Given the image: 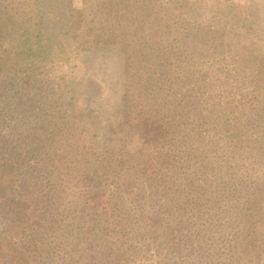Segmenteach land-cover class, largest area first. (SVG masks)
<instances>
[{
    "label": "trees",
    "instance_id": "16d2710c",
    "mask_svg": "<svg viewBox=\"0 0 264 264\" xmlns=\"http://www.w3.org/2000/svg\"><path fill=\"white\" fill-rule=\"evenodd\" d=\"M16 1L26 6V0H0V20L2 16L5 17L4 14L7 16V20L0 22V79L6 59L3 56L6 48H3L5 31L2 26L5 25L8 29L15 27L12 15L13 8H17L13 4ZM64 1L66 10H69L67 21L71 25L75 24L71 34L79 27V32L74 34L73 38L86 41L91 27L82 23L85 21L86 10L82 8L75 10L70 4L71 0ZM41 3L42 0H36L38 7ZM113 5L119 4L113 3ZM113 5L103 7V4L97 7L98 4H95L93 10L100 15L106 14L107 17L101 16L102 20H105L108 16L120 15L122 7ZM143 7L142 3L137 9L141 10ZM193 9V6H187L186 15L190 16L189 11ZM37 11L40 12L37 15L40 19L44 12L39 9ZM143 15L144 13L139 12L136 16H131L134 26L137 25L136 18ZM183 23L187 28L186 33L181 32L175 20L166 18L164 24L154 28L146 40H142L144 34L134 38L136 32L126 31L120 34L117 44L121 50V70L126 82L123 84L119 105L110 113L107 128L101 135L95 132L101 130L103 124L99 121L100 115L92 113L95 109H91L86 114L83 111L75 113L76 105L73 104L55 103L50 110L45 109L40 120L33 125L14 120V105L12 102L9 104L4 102L3 98L7 97L8 90L13 85L28 88L32 77L27 70L36 63L39 51L34 52L29 39L24 38L17 43L21 47L17 53L21 56L20 59L18 58L14 63L8 61L6 70L10 76L0 85V118L4 119L3 123H7L6 129H16L17 132L5 133L4 128L2 129L4 134L0 132V150L4 149L3 152L0 151V212L7 215L12 225L26 223L30 219L31 204L23 193L36 184L31 181L32 177H36V174L43 175L48 181L45 184L37 183V190L48 188L51 196L53 194L58 200L60 209L75 213L79 219L78 245L76 242L73 256L68 264H159L151 260V255L148 258L143 256L136 244L147 241L146 245H149L148 243L154 244L158 239L166 238L171 251L177 255L179 261H171L169 258L165 264H192V260L185 255L189 257L196 255L200 264H205L204 255L208 259V256L219 253V250L216 251L212 247L207 248V241L201 246L200 242L194 244L193 240L188 238L184 241L185 237L181 236V232L179 236L173 231L166 232L172 220L180 218L173 224L177 230L181 229L180 223L185 221L182 206L165 203L169 197H172L173 192L175 194L181 189L182 186L179 185L183 183L178 174L179 158L182 156L180 150L176 151L172 143L173 134L189 122V125L191 124L197 131L195 132L197 137L201 139L218 140L224 137L226 140L224 155L227 151L233 154L242 147L253 149L252 141L256 147H260L262 144L260 132L250 135L249 131L241 133V130L247 131V127L243 124L247 118L243 119V115L239 112V105L243 103L241 99L243 91L236 93L235 90L240 85L233 86L232 82L241 78L246 92L249 87L252 88L253 93L249 96L257 103L253 104L255 108L250 110L249 119L264 120V115L259 112L258 101L264 98V75L253 76L251 84L246 86L245 76L242 73L235 75L231 83H227L230 73H227L223 80L214 81L195 72H186L187 70L183 69L177 71L179 64L189 65L197 59L195 58L197 52L183 53L182 39L190 35L193 40L198 35V31L203 30L200 26L196 28L194 22ZM194 27L196 29H193ZM108 29L111 32L117 30L111 25ZM116 38L117 35H109L105 40L99 38L95 43L97 45L108 41L116 43ZM168 39L174 41L176 46L172 47ZM178 40L181 43H177ZM10 41L12 44H8V47H15V40ZM87 45L84 49L91 50L93 46ZM21 72H23L22 76ZM261 72V70L256 71V75ZM163 83L165 85H161ZM164 88L168 91L173 90L171 94H165ZM174 94H177L176 102L172 107H168L167 104L172 100H168L167 97ZM141 96L150 100L152 104L146 107L139 101ZM245 108L249 109L250 106ZM258 114L261 118H258ZM77 115L82 118L83 128L75 126ZM89 121L90 125L87 126ZM78 128L80 135L77 134ZM83 129L92 132L88 135ZM13 133L16 138H13ZM136 135L139 142L133 144ZM8 139L10 144L7 142ZM106 140H115L116 145L119 143L117 153H114V147L112 149L110 146L106 147ZM100 143L105 149L99 148ZM23 146L26 149H23ZM186 148L187 158H190V155L193 157L194 152L199 151L192 145H187ZM25 162L31 165L22 172L21 164L25 167ZM32 164H35L33 169H31ZM124 164H130L131 171L128 174H126L127 169L120 174V166ZM163 166L165 170L169 168L168 171H172L167 178L161 175L160 170ZM236 170H238L236 165L231 166L230 161L227 160L226 173H233ZM55 183L62 186L58 190L61 195L54 194ZM187 183L196 188L193 179ZM212 184H215L214 180ZM146 188L160 190L161 203L146 215L131 214L130 219L120 207L124 204L125 196L131 195V200L138 199V202H141L143 198L140 194ZM262 191L264 192V189ZM138 202L134 200L135 205ZM262 203L264 204L263 194L262 197L249 200L243 212V215L249 218L244 231L237 233L235 230L230 240L224 239L225 259H228L229 263L264 264V234H261L263 231L261 225H264L261 216L264 211ZM203 235L196 234L193 238L202 239L200 237ZM45 244L48 248L54 247L51 241ZM7 262L33 264L25 252L18 250L8 251Z\"/></svg>",
    "mask_w": 264,
    "mask_h": 264
},
{
    "label": "rangeland",
    "instance_id": "374dc122",
    "mask_svg": "<svg viewBox=\"0 0 264 264\" xmlns=\"http://www.w3.org/2000/svg\"><path fill=\"white\" fill-rule=\"evenodd\" d=\"M19 2L13 3L18 8H13L12 18H14L15 27L8 29L7 26H2L5 31L3 48H6L3 56L6 59H4L5 63L1 70L0 85L4 84L6 77L10 76L6 70L8 61L14 63L21 57L17 55L21 48L17 43L21 39L28 38L34 52L39 51L36 63L27 70L32 77V82L26 89L13 85L8 90L7 97L3 98L4 102L13 103L14 120L23 121L25 124H36L41 115L45 113V109L50 110L55 103L58 105L73 104L76 105L75 113L83 111L86 114L91 109H95L92 113L99 114V121L103 123L101 130H95V132L101 135L107 128L110 113L119 105L123 84L126 82L121 70V50L117 44L120 34L126 31L136 32L134 38L144 34L145 37L142 40H146L154 28L164 24L166 18L175 20L181 32L186 33L187 31L183 23L185 21L194 22L196 28L200 26L203 29L202 32L198 31V35L193 40L190 35L182 39L183 53L197 52L195 55L197 59L189 65L179 64L177 71L183 69L187 70L186 72H195L214 81L223 80L226 74L230 73L227 83H231L235 75L242 73L245 76L246 86L251 84L253 76L264 75V0H71L70 4L75 10L82 8L87 12L85 21L82 22L88 27L91 26L86 41L73 38L74 34L79 32V27L75 33L71 34L75 24L71 25L67 21L69 10L65 8L64 0H42L39 7L36 5V0H26L25 7L24 3ZM113 3L119 5H113ZM142 3L144 7L138 10L137 6ZM95 4H98L97 7L103 4V7H107L112 4L122 7V10L120 15L108 16L107 19L102 20L101 16L107 17V15L96 13L93 10ZM187 6L194 7L189 11L190 16L186 15ZM38 9L44 12L40 19L37 16L40 14ZM139 12L144 15L136 18L137 25L134 26L131 16L134 17ZM4 15L5 17L2 16L0 22L7 20L6 14ZM110 25L117 30L111 32L108 29ZM100 30L102 32H99ZM109 35H117L116 43L110 41L99 45L95 43L99 38L105 40ZM12 39L15 40V47L10 48L8 44H12L10 43ZM168 40L172 47L176 46L174 41ZM177 43L181 41L178 40ZM87 44L93 46L91 50L84 49V46H88ZM258 70L262 72L256 75ZM20 75L22 76L23 72ZM232 85H240L235 90L236 93L243 91L241 98L243 103L239 105V112L243 115V119L247 118L243 121L247 131L241 130V133L249 131L250 135L260 132L262 139L260 147H256L252 141L253 149L242 147L235 150L233 154L227 151L224 155L226 151L224 137L218 140L216 138L201 139L197 137L195 133L197 131L191 124L189 125V122L184 124L180 130H176L172 139L176 151L180 150V156H182L179 158L178 174L183 183L179 185V187L182 186L181 189L175 194L173 192L172 197H169L165 203L182 206L185 221L180 223L181 229L177 230L173 224L180 218L172 220L166 232L173 231L178 236L181 232V236L185 237L184 241L188 238L193 240L194 244L197 241L200 242L201 246L207 241V248L212 247L216 251L219 250V253L208 256V259L204 255L205 264H231L228 259H225L224 239L230 240L235 230L237 233L244 231L249 222V218L243 215L245 206L249 200L264 195L262 191L264 189V120L249 119V112L255 108L253 104L257 103L253 102L252 97L249 96L253 93L252 88L249 87L246 92L241 78L238 81L234 80ZM172 90L163 89L165 94H171ZM176 96L177 94L167 97L168 100H172L167 104L168 107L174 105ZM139 101L143 102L146 107L152 104L144 96H141ZM258 101L260 103L259 112L264 115V98ZM245 106H250V108L246 109ZM258 115V118H261V115ZM75 120V126L82 127L83 122L80 115H77ZM3 121L4 119L0 118L1 134H4L3 128L5 133L17 132L16 129H6L7 123ZM89 125L90 121L87 123V126ZM83 131L88 135L92 132L88 129H83ZM78 132L77 134L80 135V128ZM12 136L16 138L15 133ZM129 138L131 139V136ZM7 142L10 144L9 139ZM138 142L137 137L133 144ZM105 143L106 147L110 146L111 149L114 147V153H117L119 143L116 145L115 140H106ZM100 145L101 150L105 149L103 144L100 143ZM187 145H192L199 151L194 152L193 157L190 155V158H187L185 154ZM23 149L26 148L23 146ZM3 150L0 151L3 152ZM227 160L230 161L231 166L236 165L238 169L236 172L226 173ZM25 163V167L21 164L22 172L28 165H31L29 162ZM129 165L120 166V174L126 172V169V174H128L131 171ZM34 167L35 164H32L31 169ZM163 170H165L164 166L160 170L164 178L172 173L171 170L168 171L169 168ZM232 175L235 177H231ZM35 176L39 178L32 177L31 181L36 184L23 193L31 204L30 219L24 224L12 225L7 215L0 212V264H8L9 250L25 252L33 264H68L73 256V249L80 233L78 216L73 212L60 209L58 200L53 194L51 196L48 188L38 191L37 183L45 184L48 180L44 179L43 175L36 174ZM190 179L194 180L196 188L187 183ZM212 180L215 184H212ZM61 187L57 183L54 184L56 196L61 195V192H58ZM159 191L152 188L144 189L140 194L143 201L138 202V199H134L138 202L136 205L134 200H131V195L125 196L124 204L120 207L130 219L131 214L146 215L153 207L161 203ZM262 205L264 209V204ZM261 216L264 220V211ZM261 229L263 230L261 234H264V225H261ZM196 234L204 235L200 237L202 239L193 238ZM50 241L54 245L53 248H48L45 244ZM129 244L131 246V238ZM146 244L147 241L136 244L146 258L151 255V260L159 264H165L169 258L171 261H179V258H176L177 255L171 251L168 238L158 239L154 244ZM185 256L192 260V264H200L196 255L194 257Z\"/></svg>",
    "mask_w": 264,
    "mask_h": 264
}]
</instances>
